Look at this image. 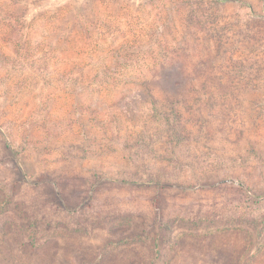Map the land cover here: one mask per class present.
<instances>
[{
    "label": "rangeland",
    "instance_id": "rangeland-1",
    "mask_svg": "<svg viewBox=\"0 0 264 264\" xmlns=\"http://www.w3.org/2000/svg\"><path fill=\"white\" fill-rule=\"evenodd\" d=\"M221 1L0 0V264H264V0Z\"/></svg>",
    "mask_w": 264,
    "mask_h": 264
},
{
    "label": "trees",
    "instance_id": "trees-1",
    "mask_svg": "<svg viewBox=\"0 0 264 264\" xmlns=\"http://www.w3.org/2000/svg\"><path fill=\"white\" fill-rule=\"evenodd\" d=\"M215 1H217V2H218V1L222 2L221 0H215ZM249 7H251V6H249ZM149 181H150V180H149ZM150 182H152V181H150Z\"/></svg>",
    "mask_w": 264,
    "mask_h": 264
}]
</instances>
